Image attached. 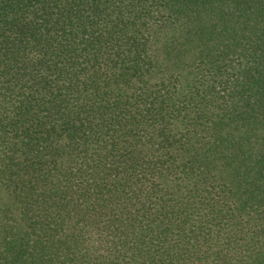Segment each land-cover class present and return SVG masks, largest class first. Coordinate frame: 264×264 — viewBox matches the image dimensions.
Returning <instances> with one entry per match:
<instances>
[{"label":"trees","instance_id":"16d2710c","mask_svg":"<svg viewBox=\"0 0 264 264\" xmlns=\"http://www.w3.org/2000/svg\"><path fill=\"white\" fill-rule=\"evenodd\" d=\"M0 264H264V0H0Z\"/></svg>","mask_w":264,"mask_h":264}]
</instances>
